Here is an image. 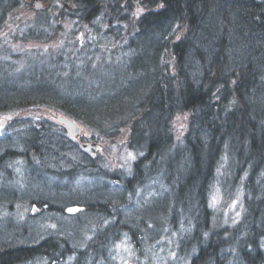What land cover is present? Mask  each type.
<instances>
[{"label":"trees","instance_id":"1","mask_svg":"<svg viewBox=\"0 0 264 264\" xmlns=\"http://www.w3.org/2000/svg\"><path fill=\"white\" fill-rule=\"evenodd\" d=\"M15 1L0 0L8 8ZM70 1L78 10L75 28L94 23L102 11V0ZM133 1L146 9L131 26L123 7L130 8ZM110 6L114 11L110 19L129 25L123 29L122 47L128 56L119 60L113 73L109 68L116 67L114 62H99L103 48L95 39L86 36L78 42L74 35L79 52L57 64L64 71L60 74L64 82L57 77L51 84L45 81V69L30 74L26 87L20 85L21 79L0 82V114L56 105L71 118L86 122L98 140L114 137L129 125L127 145L137 149L145 145L146 159L141 157L130 173L108 170L102 160L73 146L65 134L48 130L42 121L30 125L13 120L12 129L0 135V211L12 212L27 203L58 212L79 205L75 215L88 217L83 221L87 233L72 226L60 230L65 236H54L58 230L47 226L33 234L16 220L0 222V264H122L121 249L131 256L132 264H264L260 244L264 188L257 189L260 175L264 176V0H110ZM103 51L106 56L107 50ZM88 53L101 58L94 64L83 59ZM87 73L96 76L90 79ZM175 114H183L187 126L172 145L156 137ZM54 138L61 142L59 148ZM33 155L35 164L30 163ZM229 155L238 163L229 183L238 181L244 171L248 175L243 182L248 191L242 193L247 196L246 214L239 223L214 228L208 195L216 180L232 188L215 176ZM154 156L173 171L160 185L166 188L169 203L154 197L164 201L160 226L153 220L158 211L146 210L151 202L143 201L145 190H137L146 176L141 165L150 161L151 166ZM25 168L30 170L22 175ZM34 171L43 175L41 179ZM15 173L21 174L19 181H26L20 184L23 191L46 188V196L31 195L33 190L25 203L15 200L18 193L11 192ZM8 174L15 179L7 184ZM66 179L70 184L66 191L74 189L76 197L64 199L65 190H51L63 189ZM89 179L94 183L82 184ZM99 187L112 193L104 197ZM179 199L185 200L184 205ZM183 220L184 227L178 224ZM158 228L167 235L162 237ZM43 232L47 236L41 237ZM160 248L175 253L174 258L164 262Z\"/></svg>","mask_w":264,"mask_h":264},{"label":"rangeland","instance_id":"2","mask_svg":"<svg viewBox=\"0 0 264 264\" xmlns=\"http://www.w3.org/2000/svg\"><path fill=\"white\" fill-rule=\"evenodd\" d=\"M107 1L109 2L108 6ZM37 2H40L41 5L36 7ZM13 3L14 4H12L10 8H8L6 6L3 7L2 3L0 2V82H2L3 84L4 82H8L10 79H13L15 81L21 79L23 83L21 82L20 85H23L22 87L27 86V83H24V81L32 79V77H30V74H38V72L44 69L46 70V72L48 71V73H46L47 75L45 74V76L47 77L45 81L50 80L49 83L51 84L52 77H57L58 80L64 82V80L62 79V75H60L64 73V71L60 70L61 67H59V65L57 64H60V62L64 63V61L68 62V55H74V51L79 52L80 48H75L74 46V35H77L76 40H79L78 42H81L86 36H88L87 39H95L96 42L100 44L99 46L103 48L101 50L103 58H101L99 54L95 57L94 54L97 53L95 52L93 55L90 53L85 54L83 56V59H87L88 61L94 63L98 62L99 58H101L102 60H100L99 62L101 63L102 61L106 64H108L107 61L111 60L116 64L115 68H109L110 72L113 73L114 70L118 67L119 60L123 59V57L127 55V53L124 55V51L122 48L124 47L123 29L125 28V25H128L129 23L132 26V23L135 20L134 17H137L146 9L139 2L133 1L130 8L127 9L123 7V12L125 13L123 14V16H125L124 18L128 19L129 22H120L121 24H119V19H110L112 18L111 16L114 12L110 6V0H102L103 5H101L102 7L100 6V9L104 13L101 14L102 11H100V15L97 18H94V23L92 20L90 25L88 26H83L82 24L76 26L75 28L74 20L76 18L74 11L78 12V10L75 9L74 3L70 0H16ZM115 34H118V36ZM104 49L107 50L108 53H110L109 56L108 53L106 54V52V56L104 55ZM62 69H64L63 66ZM85 71H87L86 66ZM87 76L92 79L96 75L91 76L88 74ZM104 83L106 84L107 81H105ZM76 85H78L77 82ZM90 85L95 87L93 84ZM98 85L100 84L98 83ZM84 88H82L81 91H84ZM73 94H75L73 96H80L79 93ZM55 106L51 107L46 104L42 106L41 104L37 106L23 107L17 112L0 114V135L3 133H7V131H10V129H12L11 127H13V125L11 124V122H13V120L15 119L20 121L22 120L24 123L30 125H35L39 121H42L48 130L58 132L60 136L62 135V133L65 134L66 137L71 140L70 143L73 146H78L82 150H85L91 157L97 158L96 160H102L103 163H106V167L108 170L125 169L129 173L131 171H135L134 166L137 165L136 162L141 159V157L145 156L146 147L144 145L142 148L137 149V147H134L133 144L127 145L131 126L128 125L122 127L118 131V133L114 135V137L104 140H98V138L94 139L92 137V133L90 132L91 128H89L86 122L82 123L76 118H71L69 115L64 112H61ZM59 117L69 118L73 123H75L78 128H80V133L76 134L75 137H73L71 135L70 129H68L67 126L62 123L60 119H58ZM168 124L169 125H165L164 129L161 132H158L159 136H157L156 138H159L160 141H171L173 145L176 144V142L180 139L179 134L182 133L183 129L187 126L185 116L183 114H175L171 118V120L168 121ZM63 139L64 137L61 138L62 143L65 144ZM53 140H55L54 145L59 148L61 142H59V140H56L55 138ZM86 144H88L87 150L84 146ZM61 147L66 148L63 146ZM158 148L159 150H161L160 152H164V147H162L159 143ZM154 157H156V159L155 161H153L151 166L148 167L150 161H145V164L141 165L144 166V170L142 171L141 169V171L142 173L146 171V176L142 178V188L137 190L138 192H141L142 189L145 190V192L143 191L145 194L143 196V201H145V203H147L146 201L151 202V204L148 206L149 208H146V210H151L153 212L158 211L153 220L157 222L155 226H160L162 223L159 219L161 217H159V214L161 213L160 206L161 204H164V201L166 204L169 203L167 202L169 201V197L166 198L165 196L166 188H163L160 185H162V183L164 182V178H166L167 176H172L171 173L173 171L167 170L168 168L164 167V164L166 163V161L164 162V159L160 160V158L158 159L157 156ZM168 157L172 158L171 156ZM31 159L30 163L35 164L33 162L36 161V156L33 155V158ZM144 159L146 158L144 157ZM226 159L222 160V167L218 170L215 176H218L221 181L226 180L229 183L231 177L233 178L234 176L233 173L238 163L237 161H235L234 155L230 156L229 158L227 156ZM251 167H253V165L250 166L248 169H251ZM65 168H67V166ZM18 169V167L15 168V171L17 173L20 171ZM226 169H228L230 172H225ZM25 170L29 171L30 169L25 168L22 175H26L25 173L27 171L25 172ZM17 173L14 174L17 177L14 182L15 186H13L11 190V192H14L15 190V192L18 193L17 196L14 195L15 200L18 199L19 202L25 203V200L28 199L30 193H32L31 191L33 190L36 193L34 192L31 195L46 196L44 195L47 190L46 188H37L36 191L34 187H27L23 191V188L20 186L23 181H19V178L22 176H19L21 174L18 175ZM34 174H36L34 176L39 179H41V177L43 176L42 174H39L36 171H34ZM8 175L11 178L7 180V184L9 181H12V179H15V176L13 177L10 174ZM141 176L142 174L140 175V177ZM247 177L248 175H246L244 171L238 181H233L232 179L229 183L232 188H225L221 184V182H216L217 180L213 182L207 200V202L209 203L208 209L210 212V223L212 227L219 228L225 226L227 228L229 226H232L233 224L239 223L241 219L244 218V215L246 214V207L244 208V204H246V202L244 201V198L246 200L247 196L245 197L244 195H242V193L244 189L247 190V187L243 185V182ZM43 178H45V176ZM172 178L174 179V177ZM259 178L260 181H258L257 189L264 188V176L260 175ZM93 181L94 180L89 179L88 181H82V184L88 186L94 183ZM64 183H66V186L63 189L51 188V190H54V192L56 190L66 191L67 188H69L68 185L70 186L68 179H66ZM75 183H77V181ZM95 183L96 185L100 184L102 186L101 182L99 183L95 181ZM154 183L158 184L155 188L153 187ZM149 187L153 188L150 189ZM97 190L100 191L104 197H107L108 194L112 193L108 189L104 190L103 187H99L97 188ZM74 194V189H69L65 193H62V198L68 199L76 197ZM154 197L158 198V200L160 197H163L165 199L164 201L159 202L155 200ZM49 199L51 200V198ZM153 200L155 202H153ZM143 201H140V203L142 204ZM179 201H182L181 203L184 205L185 200L179 199ZM22 206L23 208L19 206H13L14 210L12 212L4 210L2 213L0 211V213H2V215L0 216V222L4 223L7 220L9 222L12 221L13 223H16V220L17 223L25 225L22 226V228L26 227L25 230L28 228L29 231L33 234L38 232L39 230H43V228H46L47 226L55 227V229L58 230V232L55 231L54 236H65L66 234L60 232V230L64 231L66 228L72 226H76V228L79 227L77 230L79 233H87V228L83 227V225L85 226V223L83 221L84 218L85 220H87L88 217L86 218L85 216H83L84 214H80L79 217L75 215L76 212H79V209H81V206L79 205H68V207H65L64 210L60 212H58V210H50L51 207L49 206V208H47V205L45 207H40L36 204L27 203L26 205L23 204ZM68 209L72 210L69 211ZM181 217L182 216H180L179 218ZM184 221L185 220L179 222L178 224L184 227ZM56 222L58 227L55 226ZM262 228L264 229V225L262 226ZM35 229H37L38 231L34 232ZM158 232L161 233L162 237L167 235V232H162V229L160 228H158ZM47 234L48 232H43L41 237L47 236ZM260 236L261 239H263L260 244L262 247H264V233H260ZM164 249L165 248L158 249L159 253L162 254L161 256L163 261L166 262L168 259H173L175 253H170L168 251L164 252ZM121 251L119 252V256L124 258L121 260V263L132 264L130 262L131 256L125 254L123 249H121ZM153 260V258H150V261ZM156 263L157 261L154 264Z\"/></svg>","mask_w":264,"mask_h":264},{"label":"water","instance_id":"3","mask_svg":"<svg viewBox=\"0 0 264 264\" xmlns=\"http://www.w3.org/2000/svg\"><path fill=\"white\" fill-rule=\"evenodd\" d=\"M41 3L40 2H37L36 3V7L37 6H40ZM58 119H60V121H62V123H64L68 129H70V132H71V135L73 137H75L76 134H79L80 133V128H78L75 123H73L69 118H66V117H59ZM85 146V149L87 150L88 148V144L84 145ZM69 211H71L72 209H68Z\"/></svg>","mask_w":264,"mask_h":264}]
</instances>
